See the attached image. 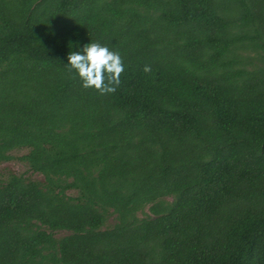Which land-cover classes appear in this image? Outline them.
Masks as SVG:
<instances>
[{
    "label": "trees",
    "instance_id": "obj_1",
    "mask_svg": "<svg viewBox=\"0 0 264 264\" xmlns=\"http://www.w3.org/2000/svg\"><path fill=\"white\" fill-rule=\"evenodd\" d=\"M91 42L113 94L67 70ZM14 160L0 264H264V0H0Z\"/></svg>",
    "mask_w": 264,
    "mask_h": 264
},
{
    "label": "clouds",
    "instance_id": "obj_2",
    "mask_svg": "<svg viewBox=\"0 0 264 264\" xmlns=\"http://www.w3.org/2000/svg\"><path fill=\"white\" fill-rule=\"evenodd\" d=\"M67 61V70L74 74L73 78L79 79L84 89H94L101 95L116 92L125 70L119 52L98 42L86 44L82 50L70 51ZM143 71L149 73L151 67L146 65Z\"/></svg>",
    "mask_w": 264,
    "mask_h": 264
},
{
    "label": "rangeland",
    "instance_id": "obj_3",
    "mask_svg": "<svg viewBox=\"0 0 264 264\" xmlns=\"http://www.w3.org/2000/svg\"><path fill=\"white\" fill-rule=\"evenodd\" d=\"M26 153L25 150L16 151L13 153L15 157H20ZM12 172L18 175H24L31 179H40L41 176L33 175L26 167L25 164L18 160H14L9 163H3L0 165V173Z\"/></svg>",
    "mask_w": 264,
    "mask_h": 264
}]
</instances>
